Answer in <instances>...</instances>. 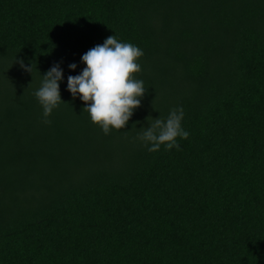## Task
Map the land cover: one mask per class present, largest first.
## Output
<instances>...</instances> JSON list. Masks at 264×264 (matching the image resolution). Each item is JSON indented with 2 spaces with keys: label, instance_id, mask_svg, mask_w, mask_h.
<instances>
[{
  "label": "trees",
  "instance_id": "trees-1",
  "mask_svg": "<svg viewBox=\"0 0 264 264\" xmlns=\"http://www.w3.org/2000/svg\"><path fill=\"white\" fill-rule=\"evenodd\" d=\"M113 35L146 92L105 135L67 78ZM181 107L187 139L149 152ZM0 264H264V0H0Z\"/></svg>",
  "mask_w": 264,
  "mask_h": 264
},
{
  "label": "clouds",
  "instance_id": "clouds-1",
  "mask_svg": "<svg viewBox=\"0 0 264 264\" xmlns=\"http://www.w3.org/2000/svg\"><path fill=\"white\" fill-rule=\"evenodd\" d=\"M143 51L131 43L120 42L114 35L105 39L102 45L88 50L81 57L86 65L79 75L68 76L67 90L75 98L87 105L82 110L89 114L91 122L99 125L105 135L110 129L125 127L133 110L140 106V98L146 88L142 80L134 79V73L141 70L137 59ZM25 71L31 73V67H25L23 61H17ZM70 70L77 65L70 64ZM59 64L53 65L43 76L40 88L34 95L43 108L44 123L56 107L62 102L59 82L62 80ZM183 108L172 109L166 119L156 118L143 129L138 139L148 147L149 152L158 151L162 145L166 150H179L177 138L187 139L189 133L182 128Z\"/></svg>",
  "mask_w": 264,
  "mask_h": 264
}]
</instances>
